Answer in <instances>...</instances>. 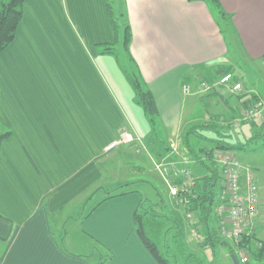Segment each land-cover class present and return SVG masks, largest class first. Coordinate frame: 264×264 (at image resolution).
I'll use <instances>...</instances> for the list:
<instances>
[{
    "label": "crops",
    "instance_id": "obj_1",
    "mask_svg": "<svg viewBox=\"0 0 264 264\" xmlns=\"http://www.w3.org/2000/svg\"><path fill=\"white\" fill-rule=\"evenodd\" d=\"M109 1L25 0L16 37L0 53V117L12 130L0 155V264H159L141 240L135 220L137 209H150L153 202L134 186L98 196L104 164L114 172L133 162L135 171L152 174V156L172 155L185 160L198 179L205 168L185 147L181 149L187 154L179 157L172 148L176 142L171 143L183 137L189 125L213 120L221 126L228 120L235 129L224 132L241 144L264 132L259 121L238 125L237 96L228 97V88L211 87L231 56L222 20L203 0H113L131 27L129 61L159 110L158 126L134 118L128 89L133 87L125 69L120 70L121 79L105 64V55L114 54L105 52L106 45L115 41ZM220 2L231 16L225 23L244 57L264 61V0ZM179 91L189 96L182 104ZM124 132L143 138L147 156L137 155L134 143L106 150ZM193 140L195 148L205 145ZM227 151L253 171L260 200L256 220L264 224L259 186H264V172L242 162L236 151ZM137 181L153 184L142 177L117 187ZM157 193L164 207L153 203L156 218H144L148 225L153 220L161 227L159 216L174 220L176 207H167ZM159 226L153 230L150 225L148 233L162 236ZM179 230L189 250L196 252L189 228L184 233L179 225ZM260 232L264 239L263 226Z\"/></svg>",
    "mask_w": 264,
    "mask_h": 264
},
{
    "label": "rangeland",
    "instance_id": "obj_2",
    "mask_svg": "<svg viewBox=\"0 0 264 264\" xmlns=\"http://www.w3.org/2000/svg\"><path fill=\"white\" fill-rule=\"evenodd\" d=\"M112 5L115 8V2L114 1H113ZM218 18H219V16H218ZM221 23H222L224 32H225L227 39H228V42H229L230 56H231V59L229 60L228 64H226V66H225L226 70H222V73H226V71L227 72H233L235 75V78H236V82H241L243 85V88L239 93H237V92L234 93L231 90V85H230V87H225V88L230 89L233 92V93L227 92L226 94L228 97H231L233 94H235L240 102L245 103V106H248V107L258 106V108H260L263 112V116H262L261 120H259L258 124L264 126V61L263 60L262 61L247 60L244 57L243 52L241 51L240 45L238 44V42L236 41V39L234 37V34L230 28V24H228V26H227L225 21H223V20L221 21ZM121 42L122 41L116 42V43H114V45L113 44L110 45V47H113L115 49V53L105 55V56H107L105 58V64H106V66H108V68H110V67L113 68L114 76H115V72L118 75L120 73V75H121L120 77H121V79H123L122 72L120 71L121 68H124L126 70H130V68H132V65L129 61L128 54L124 51V48H123V45L121 44ZM219 73H221L220 70L216 73V79H213L211 81V84H212L211 87L213 86V88H214V85H215V89L223 87L222 85L219 84V79H220ZM108 79H109V82L114 86V83L112 81L111 76H109ZM206 87L204 86V88H206ZM114 88L116 89L115 86H114ZM196 88H200V87L196 86ZM202 88H203V86H202ZM128 89H129V91H131V93L129 95L130 99L132 98V100L134 101V103H132V106L135 107V109H136L135 116H133V117L137 118L138 121L140 119H143V118L146 119L147 116L145 115V112H144L142 105L137 103L135 92L133 91V89L131 87L130 88L128 87ZM212 94L214 95L216 93H212ZM254 98H256V101H253ZM187 99H189V96H184L182 94V92L179 91L180 104L186 102ZM235 100H237V99L235 98ZM125 101L126 102L128 101V97H125ZM130 115H131V113H130ZM235 116H236V117H234L235 120H240V126L243 123L252 121L250 119L243 120L241 118L240 111H238L235 114ZM229 123H231V122H228V120H226V122L219 127H222L221 129H223V131L224 130L227 131L230 128H232L230 126L231 124H229ZM158 125H159V123L155 122V126H158ZM201 126L202 127H200V125H189L188 129H193L196 131V133H195L196 136L192 135L193 139L198 140V139H200V137H203V136H207V137L221 136L220 134H217L216 129L213 130V129H208V128L204 127L203 125H201ZM232 129H235V128H232ZM262 129H264V127ZM238 131L240 132V130H238ZM185 133L183 134V137H184ZM183 137L180 136V139H178V140L174 139L172 142L170 141L171 143L176 142L177 145L174 147L175 148L174 151L179 152L177 154V155H179V157L182 156V154H184V155L187 154V152H185V150L181 149L183 147L187 148L182 143ZM193 139L190 140L191 146L195 147L192 145V143L195 142ZM199 142H204V141L199 140ZM243 143H245V146H244L245 148L236 151L238 153L239 157L241 158L242 162H244L246 164H256L258 166L257 167L258 171L264 172V132H260L258 136L254 137L252 139H249V140H245ZM134 144H136V146L139 148L137 151V155H139L140 157H143V154L144 155L147 154V152L145 151L147 149L144 148L143 138H141L140 141L134 142ZM136 149L137 148L135 147V150ZM115 157H117V156H114V159H116ZM163 159H164V157H161L160 155H158V153L156 154V157L152 156V161H153V164L155 166V167L152 166V168H153L152 174H151V172H149L148 169H147L148 171H142V172L135 171L134 167H133V162H131L130 164H126L124 166H121L118 169H115L114 172H112V167H111V165L109 166L108 162H107V164H104V167H105L104 168L105 169L104 177L99 183V186H98L99 190L96 192L97 195L98 196L104 195V192L107 193L109 190L111 191V189H113V188H114L113 189L114 192H124L125 190H130L128 188H132L134 186L133 189L141 190L142 192H144L147 199H149L153 203H157L158 201H160V197L158 196L157 192H160L161 195H163V197L165 198V205L167 207H170V206H171V208H173V206L176 207V210L174 208L173 209L176 213L177 218H175L173 221L178 223L183 228L184 233L187 231V228H189V230L191 231L192 241L195 244V246L193 248H195V247L197 248L196 252L194 251V253L203 259L204 264H234V262L231 258L232 249L235 250L234 252L237 253V255L241 261V264H264V260L258 261V260L252 259L249 256V254L247 255L244 251L239 249L237 247L238 243L234 242L230 237L221 236V239L223 240L222 243H220L219 241H215L216 244L214 246L210 245L209 248H203L206 246L203 243L205 235L203 234V230H201V228L198 227L199 222L197 220V215H195V217L193 219L189 218L186 207L181 206L180 204H178L176 202V199H175L176 197L173 196L171 193L170 185L164 183L161 180L162 175L159 176L156 174V172L160 173L159 170L157 169L156 164L160 163ZM220 171H221V173H220L221 174V180L220 181H223L225 176L223 174L222 169H220ZM142 177L149 178L150 181L153 182V184L149 183L148 181H137L136 183H134V185H129L130 187L128 185L117 187L120 184H124V183L130 181V179H132V178L133 179H139ZM259 186L261 187V189H260L261 193L262 192L264 193V186H262L261 183H259ZM216 191H217L216 192L217 195L215 197L216 200H215L214 206L218 202V188L216 189ZM159 218L161 219L159 221V223L163 222L161 224V227L160 226L159 227L161 228L162 232L167 236V237H164L163 235L159 236V240L163 242L162 244H164L163 238L167 239V242L169 243V248H170V250H172V253L170 251V254L171 255H177V259H178V254H177L178 251L176 250L175 244H173V241H172V238L175 236L176 232L174 234V231L171 232V229H169L173 225L172 224L173 222L168 221L163 216H159ZM210 221H211V224L213 225V229L216 228L217 231H219V220H218L214 210H213V214L211 216ZM164 225H165V228H164ZM255 225H256V227H255L254 233H256L258 238H261L262 235H261L260 229L262 228V226L264 227V224H260L256 220ZM156 229H158V227H153V230H156ZM181 238H182V241L186 245L184 235ZM161 249L163 250L162 246H161ZM243 256H247L246 260H244ZM174 258H175V256L170 257L171 260H173Z\"/></svg>",
    "mask_w": 264,
    "mask_h": 264
},
{
    "label": "trees",
    "instance_id": "obj_3",
    "mask_svg": "<svg viewBox=\"0 0 264 264\" xmlns=\"http://www.w3.org/2000/svg\"><path fill=\"white\" fill-rule=\"evenodd\" d=\"M203 1L207 2L210 5V7L216 12L217 17L219 16V19L225 21L226 23L231 21V16L224 11L220 0ZM24 2L25 0H0V53L5 50L16 37L19 25L23 18ZM112 3V0L109 1L108 14L115 35L114 43L122 41L121 44L123 45L124 51L130 57L129 48L131 43V27L126 19L125 11L116 10V7L114 8ZM122 6L120 7L121 9ZM105 52L115 53L113 52V48L107 45L105 48ZM131 59L132 58H129V60L132 62ZM124 72L135 91L137 103L142 105L145 115L149 119L150 123L155 126L159 110L154 95L150 90L146 89L143 86L142 79L136 67L130 68V70L125 69ZM236 109L238 110V108ZM236 109L235 111H237ZM251 123L255 124L256 121H251ZM203 126L208 129H216L217 134H220L221 136L200 137V139L206 143L204 146L195 148L191 146L190 138L192 135L196 136V131L193 129H188L183 137L182 143L189 150L191 157L198 160L201 166H203L206 171L205 174L200 176L198 179L196 178L195 180V185L193 187L195 197L192 198L189 208L195 213V215H197L199 224L205 227L209 232L207 235H205L206 237L203 243L205 245L210 244L214 246L216 244L215 241H219L220 243H222L223 241L221 239L219 231H217L216 228L211 231V223L209 222L214 210V204L216 200L215 197L217 195L216 189L218 188V194L221 189V167L215 161V151H237L243 149L245 144L230 141V139L228 138H230L231 136L224 132L223 129L219 128V126H217L213 120ZM11 135L12 130L3 123L0 117V155L3 143ZM155 204H158L160 206L162 204V206L164 207L161 201L160 203ZM155 204L152 203L150 209L148 207H146L145 209L144 206L141 205L142 208H139L136 211L135 220L137 223V232L141 240L151 252L153 257L157 260V262L159 264H204L203 259L195 253L191 252L182 241L179 224L175 221L170 219L168 220L170 222H173V225L169 229H171V232L174 231V234L176 232L175 236L172 238V241L173 244H175L176 250L178 251V259L177 255L170 254V251L172 253V250H170L169 248L167 239L163 238L164 244H162L163 242L159 240V235L157 233H148V227L150 225L152 226V228L159 226H157V224H155L153 220H151V224L148 225V220L144 218L147 214H150L152 219L156 218V215L154 214V211H156L154 207ZM150 215H148L149 219ZM163 236L167 237L165 234H163ZM161 246L163 250L161 249ZM237 247L244 251L247 255L249 254L252 259L258 261L264 260V239L258 238L256 233L254 232L243 234L237 244ZM234 251L235 250L232 249L231 253H234ZM172 256H175L173 260L170 259V257Z\"/></svg>",
    "mask_w": 264,
    "mask_h": 264
},
{
    "label": "built area",
    "instance_id": "obj_4",
    "mask_svg": "<svg viewBox=\"0 0 264 264\" xmlns=\"http://www.w3.org/2000/svg\"><path fill=\"white\" fill-rule=\"evenodd\" d=\"M219 84L223 87L231 85V90L234 93H239L243 88L241 82H236L233 72L222 73ZM183 89L185 93L190 92L188 85H184ZM238 111H240L243 120L259 121L263 116V112L258 106L248 107L242 102L238 106ZM236 123L240 125V120H236ZM140 139L129 132H124L118 140L111 142L106 150L110 151L120 144L134 143ZM172 148L174 149V146ZM215 161L225 176L218 194V202L214 206V212L219 220V233L238 243L243 234L253 233L256 227L255 221L259 212L260 200L255 175L250 168L242 165L238 156L232 151H218L215 153ZM185 163V160H177L171 156L166 157L156 166L164 183L170 185L176 202L185 206L189 218L193 219L195 213L190 210L189 205L192 198L195 197L193 187L196 177ZM243 257L246 260L247 256Z\"/></svg>",
    "mask_w": 264,
    "mask_h": 264
},
{
    "label": "water",
    "instance_id": "obj_5",
    "mask_svg": "<svg viewBox=\"0 0 264 264\" xmlns=\"http://www.w3.org/2000/svg\"><path fill=\"white\" fill-rule=\"evenodd\" d=\"M231 258H232L234 264H241V261H240L236 252L231 254Z\"/></svg>",
    "mask_w": 264,
    "mask_h": 264
}]
</instances>
